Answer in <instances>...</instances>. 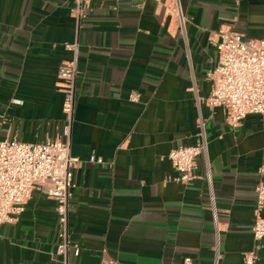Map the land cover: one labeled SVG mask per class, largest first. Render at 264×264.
I'll return each mask as SVG.
<instances>
[{"label": "crops", "instance_id": "1", "mask_svg": "<svg viewBox=\"0 0 264 264\" xmlns=\"http://www.w3.org/2000/svg\"><path fill=\"white\" fill-rule=\"evenodd\" d=\"M173 1L88 0L77 19L74 0H0V139H58L80 160L68 198L69 264H214L216 243L218 264H244L254 247L264 264V239L252 235L264 114L231 127L223 107L206 103L216 32L264 38V0H179L184 31L168 14ZM65 61L77 71L71 119L57 76ZM199 115L205 151L183 183L168 154L201 143ZM55 205L32 190L0 227V264H59Z\"/></svg>", "mask_w": 264, "mask_h": 264}, {"label": "built area", "instance_id": "2", "mask_svg": "<svg viewBox=\"0 0 264 264\" xmlns=\"http://www.w3.org/2000/svg\"><path fill=\"white\" fill-rule=\"evenodd\" d=\"M73 9L79 19L88 0H74ZM168 14L174 19L180 31H184L187 17L179 0L166 6ZM77 44H67L69 50H76ZM215 47L217 62L208 73L211 89L206 103L220 106L225 110L226 122L231 127L240 125L248 114H264V38H246L243 34L230 29L220 28L216 32ZM75 61L62 62L58 67V79L63 92L62 110L71 119L75 103L76 83ZM137 94L129 95L130 101H137ZM201 143L181 145L171 149L168 154L176 180L189 183L194 178L196 158L205 151L204 118L197 117ZM89 161L103 163V159L91 155ZM80 160L70 154L69 143L58 139L29 143L13 139H0V227L10 223L25 209L31 192L41 187L48 197L55 200L58 221V242L55 254L59 264H69V209L68 198L74 187V170ZM261 179L255 187L256 217L252 227L253 238L264 239V164L258 168ZM210 194V207L214 218L215 202L211 175H205ZM216 249L214 264L220 256ZM79 247L73 246L72 253L78 256ZM256 247L243 255L244 264H255ZM182 264H192L186 257Z\"/></svg>", "mask_w": 264, "mask_h": 264}]
</instances>
